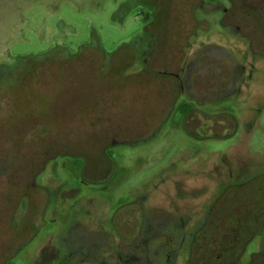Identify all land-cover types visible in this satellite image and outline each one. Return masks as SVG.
<instances>
[{
  "label": "rangeland",
  "instance_id": "1",
  "mask_svg": "<svg viewBox=\"0 0 264 264\" xmlns=\"http://www.w3.org/2000/svg\"><path fill=\"white\" fill-rule=\"evenodd\" d=\"M172 1L184 25L206 30L190 38L188 52L206 55L197 69L204 85L227 84L229 93L209 102L224 110L195 114L218 125L219 136L206 130L199 139L181 112L155 111L172 104L177 90L169 78L147 76L137 61L129 63L132 49L126 53L122 45L142 25L143 7L135 0L131 12L126 0H0V264H57L65 251L79 249L91 254L80 264H164L163 253L148 251L164 231L167 251L181 248L173 264H189V233L209 215L206 206L175 235L172 220L161 222L162 210L179 214L187 204L179 190L198 188L205 190L199 201L213 199L227 184L224 153L239 155L242 177L264 173V97H249L264 95V55L249 49L251 41L264 47V0H235L226 34L219 20L227 0ZM201 3L196 16L191 8ZM257 24L262 33H255ZM83 45L101 46L113 58L92 49L69 57ZM248 99L252 105L262 99L261 105L242 108ZM234 117L240 125L230 134ZM113 139L120 142L110 145ZM81 155L86 171L102 180L80 181ZM139 192H150L138 202L141 225L132 232L122 225V237L110 218L125 219ZM263 240L264 228L238 264L263 251Z\"/></svg>",
  "mask_w": 264,
  "mask_h": 264
},
{
  "label": "flooded vegetation",
  "instance_id": "2",
  "mask_svg": "<svg viewBox=\"0 0 264 264\" xmlns=\"http://www.w3.org/2000/svg\"><path fill=\"white\" fill-rule=\"evenodd\" d=\"M135 1L137 4L143 7V9H141L142 25L140 29L134 32L133 35L122 45V47H126V53H128L129 50L132 49V52H129L130 53L129 63L132 64L131 61H133L134 63L137 61L140 65H142V70L147 76L152 75L159 78L160 77L169 78L172 81L173 85L176 86V90H177V93H175V97L172 104L156 105L154 106L155 111L159 113H164V116L166 115V113L169 112H174V111L181 112L185 118V122H184L185 127L191 134L197 136L199 139L207 138L206 130L214 135L219 136L220 127L218 125L204 124L202 121L200 122L197 121L195 116V114L197 113H207L210 111L211 108H216L217 111L224 110L221 108V106H217L213 103L210 104L209 102L211 100H215V101L218 99L222 100L229 93V91L227 90L226 83H221V84L216 83V85L213 87L209 86V84L207 86L204 85L205 81H202L203 76L200 77V72L197 71L198 67L201 66V64H203L205 61L206 55L203 53V51L200 54L198 52L197 54L199 55H194L192 57L190 56L191 55L190 53L188 54L189 50L192 48V44H190L191 43L190 38L195 37V35L199 32L202 33L206 32V30H203L198 26L194 27V29L196 30H191V26L186 24L184 25L183 12L181 10H178V8L176 9L172 0H135ZM205 1L213 4L215 1L218 0H205ZM227 1L229 5L228 6L224 5L222 9L220 8L222 14H221V19L219 20L220 24L224 28L225 34L227 29L226 28L227 25L225 24L227 23L230 17L228 15L229 12L233 10V3L235 0H227ZM133 2L134 0H126V2L123 4L126 12L132 11L134 7ZM194 7L200 9L204 7V4L201 3L200 5L192 6L191 11H193L194 14L197 16V13L195 12L197 11V9H195ZM240 15L243 16L242 17L243 19L247 16L246 14H241V13ZM223 20H226V22H224ZM255 28H256L255 33L257 34L262 33L261 32L262 27L259 24H257ZM237 29L241 30V26H238ZM226 39L228 41L230 40L229 37L227 36ZM260 44H262L261 40L259 44H254V42L251 41V44H249V49L252 50V52L253 51L256 52L259 56L264 55V47ZM170 65H176L177 69L170 68ZM147 88L148 87H146V89ZM249 97H256V98L259 97L263 99L264 95H260V92H258L255 95H251ZM158 99H160V96L158 97ZM262 99L260 100L262 101ZM250 100L251 99L244 100L245 102H243L241 107L251 110L254 109L255 106L261 105V101H256V103L254 102V105H252ZM239 122L240 121L236 119V117H234V119L227 122V127L229 129L230 134H234L238 130L240 125ZM251 122L252 121L248 122V126H250ZM147 133L148 134L151 133V129ZM146 137H148V135L142 136L140 140L142 141ZM119 142L120 141L113 139L109 144L111 145ZM203 144H205V142H202V145ZM106 148L107 147H105L104 150ZM79 157L82 159L81 167L79 169L81 175L80 181L82 183L87 184L92 181H99L103 179L104 176L101 178H97L98 176L97 172L86 171L87 157L84 155H81ZM234 159L239 162L240 161L239 155L237 154L234 157H231L229 154L224 153L220 157V160L224 166V172L227 174L226 177L227 184L221 185V189L217 194L218 196L216 195V193L214 194L213 199L214 200L217 199L215 202L213 199L211 200L209 199V201L206 200L204 202L199 201L202 198V196L198 197L197 195L205 193V190L199 191L198 188L190 191L179 190L177 192L178 197L181 198L182 200L187 201L186 205L179 206L181 210L175 211L179 214L173 215L172 213H167L164 210H162V214H159L160 212H158V214L160 215L159 218L162 219L161 222H164L165 220H172L174 224L173 230L175 229L173 234L175 235L176 231L178 233L186 228L185 226L188 224V222L192 221V217H194V219L197 220L198 218H196V215L198 213H201V208L206 206L205 209H207V214L209 215L200 217L202 226L200 228L199 227L195 228L194 231L189 233L190 240H189V248H187L188 250L187 253H189L190 256H194L198 252L197 251L199 246L198 242L199 239H201V237L204 235L203 233L204 229L205 228L208 229L210 225L220 220V218L218 217L219 205L221 203L223 205L228 204L232 192L246 187V185L250 181H252L254 178L260 175V173L255 174L254 176H251L247 179L245 177H242L243 168H239V166L236 165ZM107 166L110 167L109 161L107 163ZM109 174H110V169H108L106 175L108 176ZM149 193L150 192H141V193L139 192L133 195V197H131L130 199L131 201L129 202V204L131 205L130 214L127 213V217L125 219L118 220L116 219V217L110 218V223H111L110 225L115 230H117L118 234H121L120 232L122 231V225L131 226L130 232H132L133 229L136 230L139 229L141 225V219H143L141 218V216H139V211H140L139 203L141 202L143 196ZM215 196H217V198H215ZM25 198L26 197H24V199ZM23 203L25 204L26 207L29 206L27 201L25 202L23 201ZM228 213L229 212H227L226 215ZM94 217L97 219L100 218L99 216L96 217L95 215ZM168 233L170 232L167 231L161 232L157 238H154L151 244L148 245V251L150 249L155 252L163 253L165 260L164 264H173L177 260L178 258L177 256H179V254L181 253L180 252L181 248L179 249V245L176 244L175 246H171L172 248H169V250L167 251V248L165 246L166 245L165 241H167ZM260 233L261 232L258 231L255 234H253L252 237L249 239V241L246 243L245 242L239 243L240 239L238 237L234 239L237 245H235L234 243L231 247L239 245V250H240L238 251V253H240L239 259L246 251L248 244L260 237ZM121 236L123 237V234H121ZM124 236L126 238H130L128 237L129 236L128 233L127 236L126 234ZM261 245H263V242H261ZM259 253L264 254V250L262 251V249H255L252 252L250 256L249 264H251L255 254H259ZM88 255L91 254H89V252L86 249H79L72 252L65 251V253L62 254V258L60 262H57V264H80L81 262H84V259H86ZM145 258L148 259V255H146ZM99 264H110V263L103 262Z\"/></svg>",
  "mask_w": 264,
  "mask_h": 264
},
{
  "label": "trees",
  "instance_id": "3",
  "mask_svg": "<svg viewBox=\"0 0 264 264\" xmlns=\"http://www.w3.org/2000/svg\"><path fill=\"white\" fill-rule=\"evenodd\" d=\"M88 49L101 52L106 59L113 58V54L108 55L103 47L88 45H83L78 54L69 57L84 54ZM48 55L50 54L44 58ZM37 59L39 58L33 60ZM32 61L29 72L33 68ZM222 205L221 203L218 209L220 220L204 229V235L200 236L198 242V252L190 256L189 264H238L239 245L231 247L236 242L234 239L238 237L239 243H246L253 234L264 228V173L250 181L246 187L232 192L229 203ZM227 212L229 213L226 215ZM251 264H264V254H255Z\"/></svg>",
  "mask_w": 264,
  "mask_h": 264
}]
</instances>
